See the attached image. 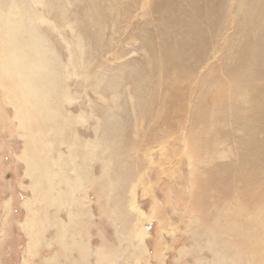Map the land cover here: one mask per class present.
<instances>
[{"label":"rangeland","instance_id":"374dc122","mask_svg":"<svg viewBox=\"0 0 264 264\" xmlns=\"http://www.w3.org/2000/svg\"><path fill=\"white\" fill-rule=\"evenodd\" d=\"M10 1L54 71L0 83V264H251L264 5Z\"/></svg>","mask_w":264,"mask_h":264},{"label":"bare ground","instance_id":"6f19581e","mask_svg":"<svg viewBox=\"0 0 264 264\" xmlns=\"http://www.w3.org/2000/svg\"><path fill=\"white\" fill-rule=\"evenodd\" d=\"M9 2L12 1L9 0ZM236 3L238 6H241V2L239 0ZM256 3L260 5H264V0H252V2H246V3L242 2V6L240 8L243 11H248L251 13L252 9L249 7V5ZM12 4L13 6L11 4L8 6V4L4 5L3 3H0V28L2 29V30L0 29V83L6 87L11 88L10 90L11 92H13L14 90L16 91L17 86L20 87V89L26 88L28 92V96L26 97L25 95L26 99L29 98L30 100L31 98L32 100H34V96L36 92H34L32 88L33 87L38 88L39 90H41L43 94H46L49 90V86L45 85V77H48L49 81H51L52 79L51 71L52 70L54 71V67L51 66L50 63L52 62L50 61L51 59L49 57H46V55L44 54L43 51L44 45L41 42V40L34 37L33 34L31 33V30L27 29L28 27L26 25V21L29 19L30 16L29 11H27V9H25L24 6L23 8H20L19 7L20 3L18 2H14ZM4 6H7L6 9L10 13L9 15L4 14L6 10ZM3 33H5V35ZM13 56H17L18 59L16 58L13 60L12 58ZM20 66L23 67L22 69L24 70V72L17 69ZM41 70L42 71L44 70L43 73H47V72L48 73L46 75H43L42 77H37L36 74L39 73ZM8 74H12V76L8 77ZM218 84L220 83L218 82ZM235 92L234 95L237 93ZM241 94L242 93H240L239 91L238 95L241 96ZM47 100L48 99L46 96V101ZM43 101L44 100L36 99L33 102L45 103V101L44 102ZM257 199L258 198H256L255 202H257ZM238 204L239 203H237V205ZM257 213H259L258 210ZM236 216L239 220L241 217H243V221L245 222V218H244L245 212L241 207H238ZM244 222H242L243 225H246ZM254 226L255 224L253 225V227ZM242 231L245 230L243 229ZM247 244H248V250L250 251L249 255L251 259V264H264V227L259 228V230H257V234L250 231L248 233Z\"/></svg>","mask_w":264,"mask_h":264}]
</instances>
